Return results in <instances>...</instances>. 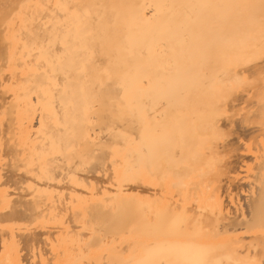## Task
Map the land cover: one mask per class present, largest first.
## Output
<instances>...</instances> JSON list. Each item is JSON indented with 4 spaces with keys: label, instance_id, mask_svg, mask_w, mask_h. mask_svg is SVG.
<instances>
[{
    "label": "bare ground",
    "instance_id": "obj_1",
    "mask_svg": "<svg viewBox=\"0 0 264 264\" xmlns=\"http://www.w3.org/2000/svg\"><path fill=\"white\" fill-rule=\"evenodd\" d=\"M209 1L0 0V264H264V0Z\"/></svg>",
    "mask_w": 264,
    "mask_h": 264
},
{
    "label": "rangeland",
    "instance_id": "obj_2",
    "mask_svg": "<svg viewBox=\"0 0 264 264\" xmlns=\"http://www.w3.org/2000/svg\"><path fill=\"white\" fill-rule=\"evenodd\" d=\"M221 2V3H227V2H230V4H235V5H241V4H246V5H254V4H257L258 5V3H259V1L260 0H251V2L248 4V0H220V1H215V0H210L209 2ZM231 6V5H230ZM211 11L208 9L205 13H204V11H202V12H200V13H204V16H205V18H209L210 17V13ZM189 13H187V12H184V11H182L181 12V15H183L184 17H185V15H188ZM196 14L197 13H195V12H193V15L194 16H196ZM220 14V13H219ZM222 14V13H221ZM227 15H229V14H231V12H227L226 13ZM240 15H241V13H240ZM189 19H191V17L189 18ZM187 47H189L188 45H187ZM182 69V68H181ZM188 73H184V72H182L181 70H179V69H177L176 71L175 70H173L171 73H170V75H172L171 77L174 79H177V78H179V77H181V78H183L182 76H185V75H187ZM142 205V204H141ZM141 208V207H140ZM131 211H132V209H131ZM131 218H133V213H132V217ZM131 218H130V220H131ZM149 251H145V250H141V252H140V254L141 255H144V254H147ZM160 253V252H159Z\"/></svg>",
    "mask_w": 264,
    "mask_h": 264
}]
</instances>
